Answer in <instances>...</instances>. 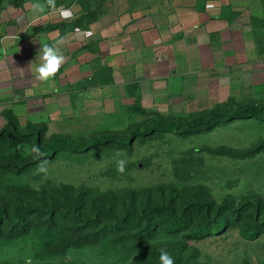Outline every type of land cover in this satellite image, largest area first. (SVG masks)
Returning a JSON list of instances; mask_svg holds the SVG:
<instances>
[{"label":"rangeland","instance_id":"rangeland-1","mask_svg":"<svg viewBox=\"0 0 264 264\" xmlns=\"http://www.w3.org/2000/svg\"><path fill=\"white\" fill-rule=\"evenodd\" d=\"M248 1L261 14L239 22L240 57L232 51L211 68L184 64L175 76L165 69L147 70L141 79L112 72L102 77L106 85L101 87L89 75L74 106L66 104L67 97L56 96V102L32 104L26 113L23 102L16 101L15 110L2 113L12 116L22 132L45 126L47 142L80 145L106 134L131 140L57 152L46 158L47 175L37 173L39 160L32 161L31 143L0 140L3 153L15 157L0 160V209L21 202L67 206L79 198L83 206L84 201L89 207L112 208L121 216L131 210L137 219L145 206L155 204L182 209L196 202L208 204L209 212L185 232L157 227L140 237L143 222H132L128 229L79 243L81 234L64 220L24 232L0 231V264H25L29 257L32 264H160L162 248L189 264H264V119L233 118L182 134L142 132L159 119L187 127L208 120L214 111L230 113L238 105L264 103V0ZM89 2L95 5V0ZM98 2L103 10L111 6L109 0ZM99 15L96 10L85 13L89 23ZM6 125L0 118V132ZM119 159L127 161L123 174L116 170ZM209 224L216 227L212 233L188 235Z\"/></svg>","mask_w":264,"mask_h":264},{"label":"crops","instance_id":"crops-1","mask_svg":"<svg viewBox=\"0 0 264 264\" xmlns=\"http://www.w3.org/2000/svg\"><path fill=\"white\" fill-rule=\"evenodd\" d=\"M109 1L111 6L103 10L98 0L95 5L89 0H56L58 9L72 14L65 19L59 11L38 18L31 12L34 0H0L3 124L8 118L2 113L15 110L16 101L23 102L25 113L32 104L56 102V96L67 97L66 104L74 106L85 92L87 84L82 81L89 75L101 87L106 85L102 77L109 73L141 79L147 70L165 69L175 76L184 64L198 63L203 69L220 57L232 56V51L240 57L244 52L239 22L261 14L247 0ZM93 10L100 15L89 23L85 13ZM61 37L66 40L61 47L65 64L55 78L38 81L35 69L41 63V45Z\"/></svg>","mask_w":264,"mask_h":264},{"label":"trees","instance_id":"trees-1","mask_svg":"<svg viewBox=\"0 0 264 264\" xmlns=\"http://www.w3.org/2000/svg\"><path fill=\"white\" fill-rule=\"evenodd\" d=\"M10 117L6 129L0 132V140H8L11 138L13 144L29 142L32 146L37 145L40 147L41 151L45 153L43 159L52 158L57 152H84L90 147L107 145L109 142L121 145L131 140L128 136L106 134L80 145H75L67 141L52 143L44 139L43 131H45V126H41L37 131L22 132L19 129V123L15 122L12 116ZM233 118L264 119V103L238 105L237 108L230 113L214 111L208 120H201L187 127L175 123H168L159 119L150 127L145 128L142 132L154 133L166 130L182 134L189 131H202L211 128L216 123L225 122ZM16 140L17 142H15ZM7 151L5 154L3 153V149H0V160L5 161L9 159L8 162H11L15 157L10 154V151ZM30 161L31 160H28L27 162ZM32 161H35V159ZM83 203L84 206L79 203V198H73L67 206L57 201L53 203L43 202L40 206L25 204L23 202L16 203L12 209L7 207L0 209V231H2V233L7 231L9 233L24 232L29 230L32 225L47 224L51 226L64 220L72 224V230L81 234L76 242L79 243L84 239L87 241L97 240L102 235L128 229L131 227L132 222L136 224L143 222L138 230V235L141 237L143 235H151L154 230L158 229L157 227H163L169 232L188 231L190 225L195 223L196 218L199 217L200 214L209 212L210 208L208 204L203 205L196 202L187 203L182 209L166 204H155L145 206L143 212L140 213V217L137 219V216L131 217V210H128L125 216H121L112 210V208L89 207L86 202L83 201ZM205 206H208V208ZM93 209L96 213L94 212L92 216L90 213ZM227 211H229V209ZM213 229H216V227ZM213 229L209 224V226L192 230L188 235L200 236L202 234L212 233L214 231ZM255 231L251 230L249 233L252 234ZM171 256L174 258L175 264H189L180 256Z\"/></svg>","mask_w":264,"mask_h":264},{"label":"clouds","instance_id":"clouds-1","mask_svg":"<svg viewBox=\"0 0 264 264\" xmlns=\"http://www.w3.org/2000/svg\"><path fill=\"white\" fill-rule=\"evenodd\" d=\"M60 12V15L65 18H71V12L69 10H60L57 8L56 0H34L31 5V12L38 18L42 17L49 12ZM88 35H91L89 33ZM66 43L65 38L61 37L56 39L52 44L41 45L39 50V59L41 63L35 69V78L41 82H47L57 75L61 67L66 62V57L61 51V47ZM31 153L33 154V159L39 160L37 164V173H43L47 175L49 161L43 159L45 153H43L39 146L33 145L31 147ZM127 161L124 159L117 160L116 170L118 173L123 174L125 172ZM160 264H175L174 258L165 249H160L159 256ZM25 264H32V259L29 257L25 260Z\"/></svg>","mask_w":264,"mask_h":264}]
</instances>
